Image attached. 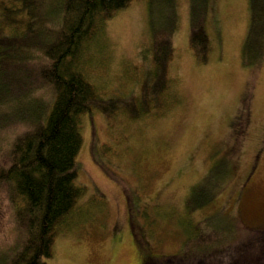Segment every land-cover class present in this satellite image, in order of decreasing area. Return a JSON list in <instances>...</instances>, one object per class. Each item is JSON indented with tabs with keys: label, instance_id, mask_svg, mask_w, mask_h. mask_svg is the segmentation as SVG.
I'll use <instances>...</instances> for the list:
<instances>
[{
	"label": "rangeland",
	"instance_id": "rangeland-1",
	"mask_svg": "<svg viewBox=\"0 0 264 264\" xmlns=\"http://www.w3.org/2000/svg\"><path fill=\"white\" fill-rule=\"evenodd\" d=\"M175 6L167 92L177 101L137 119L80 115L76 183L85 190L58 227L48 264H142L179 254L192 230L187 219L232 225V240L214 232L219 249L244 244L251 253L264 239V0H209L203 64L188 46L189 2ZM150 47L146 2L133 0L105 21L80 68L106 92H137ZM195 185V204L211 186L214 193L187 213ZM14 227L0 189V263Z\"/></svg>",
	"mask_w": 264,
	"mask_h": 264
},
{
	"label": "trees",
	"instance_id": "trees-1",
	"mask_svg": "<svg viewBox=\"0 0 264 264\" xmlns=\"http://www.w3.org/2000/svg\"><path fill=\"white\" fill-rule=\"evenodd\" d=\"M131 1L0 0V189L15 225L13 247L0 264H48L57 229L85 190L76 183L80 115L96 109L108 120L118 112L137 119L163 113L177 101L167 92L178 23L175 0H144L151 26L150 61L137 92H106L80 68L86 47L105 21ZM188 2V46L203 64L211 49L205 24L209 0ZM197 189L192 187L185 201L187 213L214 193L211 186L195 204ZM209 220L187 219L192 230L180 253L142 264H264V239L251 253L244 244L219 249L214 232L229 241L234 227L227 221L210 225ZM191 245L195 253L189 256ZM215 253L216 261L208 263L207 255Z\"/></svg>",
	"mask_w": 264,
	"mask_h": 264
}]
</instances>
